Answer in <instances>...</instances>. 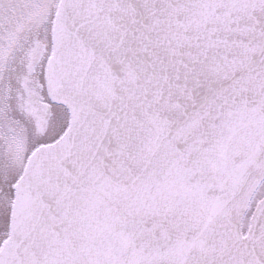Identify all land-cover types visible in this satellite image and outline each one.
Listing matches in <instances>:
<instances>
[{
    "label": "snow or ice",
    "instance_id": "1",
    "mask_svg": "<svg viewBox=\"0 0 264 264\" xmlns=\"http://www.w3.org/2000/svg\"><path fill=\"white\" fill-rule=\"evenodd\" d=\"M0 264H264V0H0Z\"/></svg>",
    "mask_w": 264,
    "mask_h": 264
}]
</instances>
